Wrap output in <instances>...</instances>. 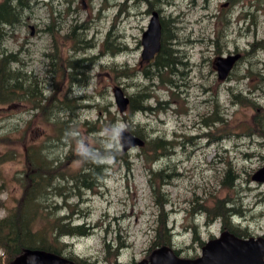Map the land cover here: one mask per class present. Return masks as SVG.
Here are the masks:
<instances>
[{
	"label": "rangeland",
	"instance_id": "obj_1",
	"mask_svg": "<svg viewBox=\"0 0 264 264\" xmlns=\"http://www.w3.org/2000/svg\"><path fill=\"white\" fill-rule=\"evenodd\" d=\"M1 1L3 0L0 3ZM85 1V7L82 1L73 4L71 8L75 12L70 15L64 14L65 7L55 2L54 5L62 11L63 17L55 13L54 6L43 4L42 0L32 1L31 8L24 13L23 22L27 24L18 25L12 32L8 30L4 38L1 36L0 49L15 52L19 50L29 64L28 69L45 79L48 76V59L45 54L60 46L66 58L73 44L70 42L71 30L63 29L56 35L55 23L64 19L70 25H79L74 35L79 40L82 37L90 43L85 41L80 47L82 50L75 55H99V59L89 69L87 83L82 86L74 85L70 95L90 97L87 104L91 107L81 110L78 115L81 120L97 119L101 113L98 105L117 111V131L109 130V134L102 132L98 135L104 141L117 143L119 148L122 147L121 132L126 131L129 125H145L151 137L163 135L170 140L173 139L174 132L189 135L211 132V129L204 128L197 121L207 111L215 108L213 94L218 98L220 110L226 112L227 124L226 129L220 122L213 126L214 136L220 137L213 142L203 137L194 139L197 147L191 144L186 147L177 146L174 158L170 153L151 162L141 148L135 147L127 151L128 163L119 159H106L103 162V172L107 177L102 180L103 183L95 191H83L82 198L68 199V205L71 203L72 209L78 211L77 223L95 226L94 232L87 237L65 238L71 245L73 254L95 264H111L115 255L108 257L104 242L113 243L112 240H117L125 245L120 251L121 262L131 263L147 258L158 217V207L149 184V176L153 169H162L174 162L178 165V175H183L178 176L168 187L173 200L168 209L175 210H171L170 217V222L177 227L174 244L184 256L200 253V240L207 241L211 236L217 237L221 234L218 220L206 224L205 214L196 212L199 214L193 218L186 211L188 205L185 201L193 195L189 188L193 185L196 192L206 190L211 194L212 197L205 202L208 209L214 211V204L219 199L231 196L235 191L221 189L220 185V178L229 166L240 176L237 185L247 189L238 201L239 209L243 211V228L255 236L264 235V184L250 182V175L264 166V160L259 156L261 153L264 155V150L256 138L248 135L253 128L254 110L232 103V94L243 93L264 107V50L253 53L250 45L264 38V0H170L169 4L163 5L161 15L165 20L171 18L168 21L170 28L177 26L176 37L173 40L170 38L169 42L179 50L180 55L178 70L173 75L171 86L161 84L151 71L154 65L141 57L142 34L150 20L148 5L136 7L130 0L120 12L118 5H122L124 0H113L117 4L114 6L112 2L110 6L107 0ZM76 11H80V14H75ZM75 15H78L77 19L73 18ZM56 17H59L57 21ZM172 18L175 20L174 24L171 23ZM30 25L35 26L34 35H31ZM48 26L52 27L51 31ZM80 28H85L88 33H81ZM109 32L115 45L122 48L115 54H111L105 44ZM230 53H240L242 58L230 78L221 82L214 63L219 56ZM57 55L62 58L60 51ZM113 63L128 65L133 75L114 78L115 74L110 70ZM146 69L150 70L149 78L145 75ZM249 69L252 73L248 72ZM117 84L127 94L148 86L149 91L154 94L148 104L157 109L148 112L136 111L133 114L128 110L125 113L119 112L113 96V89ZM61 86L65 90L68 87ZM64 89L61 96L66 93ZM172 91L177 96H173ZM30 117L31 111L27 105L0 106V133L22 127ZM33 137L37 138L36 135ZM81 137L83 141L91 143L92 137L86 133V128H83ZM61 147L55 149V154L66 152ZM6 150L7 148L0 147V155ZM214 159L218 162L217 168L205 171V166ZM78 166L80 163L73 164V173L78 172ZM21 169L19 160L0 165V218L15 204L20 195V186L15 177L20 174ZM58 201V205L63 207L60 211H66L65 207L69 209L60 199ZM195 222L200 228L193 232ZM0 261H5L1 249Z\"/></svg>",
	"mask_w": 264,
	"mask_h": 264
},
{
	"label": "trees",
	"instance_id": "obj_2",
	"mask_svg": "<svg viewBox=\"0 0 264 264\" xmlns=\"http://www.w3.org/2000/svg\"><path fill=\"white\" fill-rule=\"evenodd\" d=\"M5 1V4L0 6V37L6 33L4 27L8 30L20 24L26 7L35 0ZM139 1L147 4L150 10L156 7L162 10L160 6L169 3V0ZM168 21L170 22V19L165 20L162 17V48L151 70L165 86L173 84V75L180 63L179 50L173 46L172 42L171 44L169 42L170 38L173 40L176 37L177 27L171 26L170 28ZM172 21L171 23L174 24ZM75 40L76 49H79L82 44L77 37ZM106 45L111 54L122 49L120 45H115L114 39L110 37L106 39ZM261 49L264 50V38L251 44V52L254 53ZM59 51V47L56 46L47 52L49 63L46 70L48 76L45 79L38 77L34 72L28 73L21 68L12 67V64H16L18 60L13 54L0 58V106L13 105V103L23 105L29 102L32 111L31 117L24 122L22 127L0 133V147L7 148L0 155V165L15 160H19L22 164L20 174L15 177L20 186V195L7 214L0 218V249L3 250L5 256V261H0V264L11 263L15 257L28 248L42 249L76 259L71 254L69 245L62 239L64 236L87 235L91 233L92 228L84 224L75 225L72 222L75 209H72L71 203L68 205L70 211H65L64 215H60L61 206L57 203L58 199L62 203H68L69 198H79L85 190L94 191L105 179L103 162L106 159L127 161V153L120 150L117 143L104 141L98 135L102 132L108 133L109 130L117 131L115 127L119 122L117 111H112L108 106L98 105L101 113L97 119L81 120L77 111L91 107L85 104L90 101V97L70 95L74 85L82 86L87 83L90 75L89 69L98 56L77 57V55L69 54L70 56L64 58L63 55L61 58L57 55ZM110 70L115 74L114 78L133 75L128 65L120 66L113 63ZM149 71L145 70L148 78ZM248 72L252 73L250 69ZM64 84L65 86L68 84L66 90L61 86ZM63 89L66 93L61 96ZM128 95L132 114L136 111L148 112L157 109L148 104L150 98L154 96L148 86L139 88L135 93ZM172 95L177 96L174 91ZM234 96L237 103L254 110L252 129L264 138V107L243 93H237ZM158 103L162 104V102ZM110 106L112 107L113 104ZM225 115L224 111L220 112L215 108L204 115L203 121L208 129L212 130L213 125L218 122H221L226 129ZM83 128H86V133L92 137L91 143L83 141L81 137ZM127 131L144 141L142 152L149 161H157L171 153L172 141L163 135L151 137L145 125H129ZM60 146L66 152L60 151L57 155L55 149ZM74 163H80L78 172L75 173L72 172ZM169 167L171 168V165ZM171 172L172 170L163 167L152 170L149 176V184L158 207L157 226L151 239L150 251L163 245L174 246L175 236L166 212L168 211L166 206L171 204V193L168 191L171 185ZM230 173L223 181L227 186H230L229 182L234 177ZM228 210L223 204L221 211L216 212V215L223 220V227H226L234 212ZM230 231L241 236L239 230L235 228ZM105 246L107 253L114 254L115 257L123 248L120 243L113 247L108 242ZM176 252L179 253V250L177 249ZM196 256V254H187L185 257L194 258ZM77 261L80 264H94L85 263L82 260ZM111 264L118 263L112 262Z\"/></svg>",
	"mask_w": 264,
	"mask_h": 264
},
{
	"label": "water",
	"instance_id": "obj_3",
	"mask_svg": "<svg viewBox=\"0 0 264 264\" xmlns=\"http://www.w3.org/2000/svg\"><path fill=\"white\" fill-rule=\"evenodd\" d=\"M161 24L159 14L153 13L148 30L143 35L142 44L144 59L152 58L161 48ZM239 56L219 58L217 61L219 77L224 79L232 69ZM114 98L120 111H124L129 103V98L123 90L117 87ZM122 142L125 150L139 146L141 139L122 134ZM254 179L264 181V169L254 176ZM12 264H75L58 255L41 250H26L18 256ZM137 264H264V238L240 239L229 232H224L220 238L209 241L202 248V255L197 259L179 258L168 246L156 249L150 260H143Z\"/></svg>",
	"mask_w": 264,
	"mask_h": 264
},
{
	"label": "flooded vegetation",
	"instance_id": "obj_4",
	"mask_svg": "<svg viewBox=\"0 0 264 264\" xmlns=\"http://www.w3.org/2000/svg\"><path fill=\"white\" fill-rule=\"evenodd\" d=\"M62 6V5H61ZM64 7V6H63ZM73 12H75V10H73L70 6L65 7L64 10V14L67 13L68 15L72 14ZM60 14L62 16V11L60 10ZM75 14H78V11H76ZM63 17V16H62ZM74 19L78 18V15H75V17H73ZM62 28L61 30L63 31V29H67L70 30L71 28H74V25H70V24H65L64 22L61 23ZM77 26V25H76ZM191 189V188H189ZM205 192H202L201 195L199 196L200 201L195 202L194 204L192 203V201L189 199L188 201V209L189 211L192 210L193 208L195 209H199V210H206V202H205ZM235 206L232 205V208H234ZM218 208V203H217V207L216 210Z\"/></svg>",
	"mask_w": 264,
	"mask_h": 264
},
{
	"label": "bare ground",
	"instance_id": "obj_5",
	"mask_svg": "<svg viewBox=\"0 0 264 264\" xmlns=\"http://www.w3.org/2000/svg\"><path fill=\"white\" fill-rule=\"evenodd\" d=\"M46 1V3L49 5V3H50V0H45ZM107 2H108V4L111 6V2L113 3L112 5L114 6V5H117L116 3H114L113 2V0H107ZM142 5H147V4H145L144 2H135L134 3V6H136V7H139V6H142ZM125 6L126 5H124V4H122V5H118V7H120V12L122 11V9H124L125 8ZM30 8H31V6H30ZM83 34H84V32H83ZM3 38L5 37V35L3 34V36H2ZM80 43L82 44V46H83V44H84V42L86 41V39H82V37L80 38ZM85 104H87V102H85ZM86 109V108H85ZM80 114V111H77V115H79ZM173 158H174V155H171ZM165 167H167V170H171L172 168H170L169 166H165ZM164 167V168H165ZM237 211H238V209H237Z\"/></svg>",
	"mask_w": 264,
	"mask_h": 264
}]
</instances>
